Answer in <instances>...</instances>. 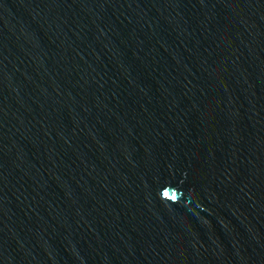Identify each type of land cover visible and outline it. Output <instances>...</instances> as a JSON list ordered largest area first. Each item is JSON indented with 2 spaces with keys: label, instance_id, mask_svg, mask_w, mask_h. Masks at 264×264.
<instances>
[{
  "label": "water",
  "instance_id": "1",
  "mask_svg": "<svg viewBox=\"0 0 264 264\" xmlns=\"http://www.w3.org/2000/svg\"><path fill=\"white\" fill-rule=\"evenodd\" d=\"M0 264H264V0H0Z\"/></svg>",
  "mask_w": 264,
  "mask_h": 264
}]
</instances>
